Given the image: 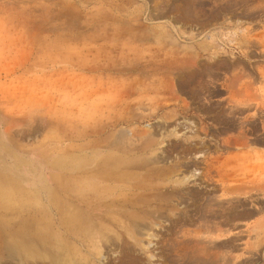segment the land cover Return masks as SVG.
I'll return each mask as SVG.
<instances>
[{
    "label": "rangeland",
    "instance_id": "374dc122",
    "mask_svg": "<svg viewBox=\"0 0 264 264\" xmlns=\"http://www.w3.org/2000/svg\"><path fill=\"white\" fill-rule=\"evenodd\" d=\"M259 70L264 0H0V264H264Z\"/></svg>",
    "mask_w": 264,
    "mask_h": 264
},
{
    "label": "bare ground",
    "instance_id": "6f19581e",
    "mask_svg": "<svg viewBox=\"0 0 264 264\" xmlns=\"http://www.w3.org/2000/svg\"><path fill=\"white\" fill-rule=\"evenodd\" d=\"M259 73H260V77H264V72L262 70H259ZM245 75L247 76V79L240 84L241 86L238 90L236 89V87L234 88V86H236L237 83L236 84L234 83L233 85V81L227 84V86L231 93V96L239 95L242 98L240 100H234L233 102H235L234 104L236 105H240L243 111L248 110L251 107V105L255 106V111L259 109L261 110L260 112H256V113H253L252 115L245 116V119L249 122L247 125H249L250 131L251 130L254 131L257 128V120L264 116V98L260 95L259 90L253 87V81L255 80L254 77L252 78V76L248 73H246ZM254 117H256L257 119H255ZM251 118H253V120L250 121ZM260 121H262L260 123L262 125V129L264 130L263 119ZM261 171L262 173L260 174L259 178L253 179L250 182H248V190L245 193H249L251 191H258L259 193H262L264 195V167L261 168ZM259 200H262V199H259ZM260 203H261L260 207L264 208V201Z\"/></svg>",
    "mask_w": 264,
    "mask_h": 264
}]
</instances>
